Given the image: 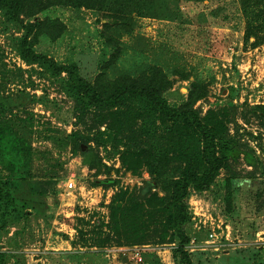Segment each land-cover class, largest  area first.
Here are the masks:
<instances>
[{
    "label": "rangeland",
    "instance_id": "obj_1",
    "mask_svg": "<svg viewBox=\"0 0 264 264\" xmlns=\"http://www.w3.org/2000/svg\"><path fill=\"white\" fill-rule=\"evenodd\" d=\"M22 2L0 9V264H264V0ZM26 36L48 61L21 56ZM52 61L104 98L160 86L219 128L186 242L172 193L194 132L130 94L101 108Z\"/></svg>",
    "mask_w": 264,
    "mask_h": 264
},
{
    "label": "trees",
    "instance_id": "obj_2",
    "mask_svg": "<svg viewBox=\"0 0 264 264\" xmlns=\"http://www.w3.org/2000/svg\"><path fill=\"white\" fill-rule=\"evenodd\" d=\"M57 3L62 5L96 8L98 3L102 0H56ZM6 8L11 15L19 19L22 10L25 9L22 0H0V9ZM41 27L31 24L27 26V35L32 33L37 34L36 28ZM21 56L29 62L48 61L45 56L38 54L34 49L32 42L29 41L28 36L23 38L20 46ZM50 68L53 71H66L69 75V85L76 89L79 93L85 94L90 98L92 103H96L101 108L105 104L116 106L121 103L125 94H130L136 99L144 100L150 107L155 110H160L170 119L181 122L186 128L194 132L192 140L195 147L192 148L193 152H199V160L189 161L185 167L182 175L174 182V191L172 193V206L175 213L172 215L171 222L176 228L178 236L182 242H186L188 237L185 232L186 226L191 221L190 215L187 213L183 199L187 194V190L193 186L196 190H206L215 180L219 174L222 165V157H219L216 152V135L219 133V128L211 127L209 122H204L199 118L193 109L182 108L176 109L168 105L166 99L161 94L160 86H148L142 84L140 80H132L129 84L125 85L115 91L108 97H101L98 90L92 84L85 82L80 77L78 66H57L52 61ZM123 124V123H121ZM4 131L0 134L3 137ZM185 155L191 153L185 150ZM183 152V153H184ZM193 156V155H192ZM188 258H185L187 260ZM188 263V260H187ZM189 264V263H188Z\"/></svg>",
    "mask_w": 264,
    "mask_h": 264
},
{
    "label": "built area",
    "instance_id": "obj_3",
    "mask_svg": "<svg viewBox=\"0 0 264 264\" xmlns=\"http://www.w3.org/2000/svg\"><path fill=\"white\" fill-rule=\"evenodd\" d=\"M69 185H70V187H73V186H74V183H73V182H71Z\"/></svg>",
    "mask_w": 264,
    "mask_h": 264
}]
</instances>
